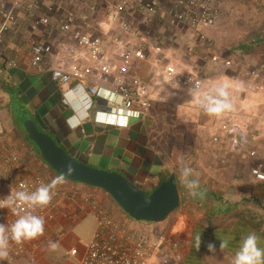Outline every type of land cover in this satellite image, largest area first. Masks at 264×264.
<instances>
[{
	"label": "crops",
	"instance_id": "0c3cea01",
	"mask_svg": "<svg viewBox=\"0 0 264 264\" xmlns=\"http://www.w3.org/2000/svg\"><path fill=\"white\" fill-rule=\"evenodd\" d=\"M1 1L14 12L19 25L15 29H7L8 24L0 19V33L3 35V41L0 42V121L4 130L0 137V157L4 153H15L20 163L14 170L19 174L26 177L40 175L50 182L59 178L62 181L59 184L79 198L77 202L65 201L59 205L55 223L45 228L44 234L36 241L27 245L25 253L17 257V264H31V258H35V264H68L64 256L68 234L92 219V233L80 248L84 252L97 226L90 203L88 200L84 202V198L96 200L106 212L112 211L115 219L127 221L132 228L156 230L159 225H166L169 219L157 224L135 221L104 190L59 176L44 162L35 145L28 141L13 109V100L17 99L26 118L33 119L41 129H44L42 122L45 123L58 145L77 160L98 169L122 174L145 193L150 194L175 174V163L159 150L145 113L141 119L130 120L127 126L98 124L94 118L97 98L92 99L90 110L85 105L86 98L82 90L79 92L71 87L60 89L51 81L50 68L60 66L68 69L71 63L68 55L55 53L60 42H73L60 33L59 18L71 11L78 17L77 29H82L85 26L80 18L89 13L87 6L64 2L52 18L49 28L34 32L30 24L36 17L45 14L46 4L30 14L24 8L14 10L11 0ZM119 2L89 0V4L97 5L99 13L96 15L98 19L93 22L96 24L94 29H99L98 25L107 20ZM213 2L220 11L214 28L172 26L162 9L158 15L147 18L129 8L121 10V13L122 20L129 24L132 34L123 32L120 25L112 30L114 37L124 36L132 44L147 40L149 60L131 63L125 79L134 88L146 86L148 91L151 90L149 96L153 108L174 106L182 115H186L190 109L199 111V96L179 85L164 82L159 74L160 66L156 63L159 57L155 61L150 60L152 56L155 58L154 47L159 44L178 41L176 47L168 45L176 52L184 50L183 44H188L192 49L190 56L177 54V61L181 67L188 69L182 73L201 76L205 80L206 90L211 91L221 82L231 85L232 111L220 117L206 113L200 114V118L197 115L190 116L194 126L196 124L199 132H203L201 138L196 139L203 148L194 152V172L198 174L203 194L189 196L181 175L176 176L183 197L180 215L173 225L168 226V232L173 229L178 232L177 239L184 248L183 260L177 262L172 259L169 264H231L240 239L249 232L258 235L260 247L264 248V198L263 202L261 200L264 188L263 184L253 182L249 170V165L251 168L262 160V155L260 152L257 159L249 158L246 151L233 148L230 138V130L237 128L250 141L256 142H252L253 146L260 151L264 148V93L257 95L245 91L246 83L253 82L249 78L250 71L264 61V5L259 0ZM49 36H52L51 39ZM203 38L212 39V46L202 41ZM161 39L163 41L160 42ZM43 43H51L55 54L44 56L40 67L34 68L31 65L32 47ZM104 52L102 63L109 60L117 68L122 65L117 47L106 46ZM202 54L219 55L223 60H230L232 67L227 69L223 64L206 63L200 59ZM14 55L19 59L18 69L7 70L5 62ZM80 65L98 68L97 62L89 58L81 60ZM116 73L114 70L113 77ZM103 87L115 89L112 82ZM215 136L220 138L221 144L213 143ZM214 152L219 154L220 160L212 159L211 154ZM245 167L248 173L244 172ZM245 180L250 187L247 191L242 186ZM6 192L7 189L0 186V193ZM76 215H79L78 219L73 221L71 217ZM57 230L64 235L57 242L60 247L52 251L49 242ZM220 240H227L228 248L221 250ZM210 244L215 246L214 251L209 250ZM152 264H164L162 257L155 258Z\"/></svg>",
	"mask_w": 264,
	"mask_h": 264
},
{
	"label": "built area",
	"instance_id": "2783aa9c",
	"mask_svg": "<svg viewBox=\"0 0 264 264\" xmlns=\"http://www.w3.org/2000/svg\"><path fill=\"white\" fill-rule=\"evenodd\" d=\"M259 1L264 5V0ZM64 2L87 6L89 13L82 15L80 18L83 26H85L82 29H77L78 17L71 11H67L62 18H59L60 33L68 36L71 39L70 41L73 42L70 43L69 40L60 42L55 53L68 55L71 63L68 69L60 66L50 68L51 81L60 89L71 87L72 90H79V92L82 90L86 98L84 100L85 105L88 107L93 105L92 99L97 98L95 121L98 124H112L114 126H127L130 120L141 119L151 103L150 94L146 87L134 88L128 85L125 79L131 63L146 61L148 44L147 40L132 44L124 36L114 37L112 35L113 28L118 25H120L123 32L128 35L132 34L129 24L122 20L121 10L133 8L148 18L158 15L162 9L170 25L191 29L214 28L220 16V11L213 0H120V5L114 7L115 9L109 14L107 20L103 21L99 29L96 30L94 29L96 24L94 25L93 22L98 19L96 16L99 14L98 8L96 4H89V0H11L14 10L24 8L30 14L41 7L42 4H46L45 14L36 17L30 24L31 30L34 32L47 30L52 18L55 17ZM0 19L8 24L7 29H15L19 25L14 12L8 9L2 1L0 2ZM49 37L51 39L52 36ZM2 41L3 35L0 33V42ZM203 41L209 46L213 44V41L209 38H203ZM111 43L120 51L123 61L118 68L109 60L102 63L105 59V48ZM32 51L31 65L34 68L40 67L44 56L55 54V49L51 43L35 44ZM154 52L161 55L163 50L160 46H155ZM88 58L95 60L98 68L91 65H80L81 60ZM18 60L17 55L7 60L5 62L6 69H18ZM204 62L223 64L227 69L232 67L230 60H223L219 55L206 56ZM114 70L117 71L115 77H113ZM159 74L164 82L174 83L193 93L197 89L202 92H209L205 89V80L199 75L177 72L172 68L159 70ZM249 78L253 82L246 83L245 91L257 95L263 94L264 61L257 68L250 71ZM110 82L114 84V90L103 87ZM197 109L201 114L205 113L200 106V98L198 99ZM3 132L0 121V137ZM230 138L234 149L246 151L248 157L253 160L257 159L261 152L262 160L250 168V177L255 184H264V148L260 151L258 147L253 146V143L256 144V142L250 141L237 128L230 130ZM213 143L221 144L220 138L213 137ZM211 157L215 161L220 160L219 154L215 152L211 154ZM19 163V157L12 152L4 153L0 157V186L7 189L6 193H0V224H11L18 214L31 212L34 215L43 217L45 228H47L55 223L60 204L65 201L74 202L75 200L77 202L79 198L76 195H71L62 185L57 184L53 188L54 196L49 205L35 209L19 206L16 209V214H14L9 207L4 206V201L11 192L19 190L31 192L41 184L51 183L40 175L26 177L19 174L14 170V167ZM87 200L90 203L97 226L85 251L82 253L80 264H152L155 258L160 257H162L164 264H169L172 259L177 262L183 260L184 245L177 239L178 232L174 229L164 233L132 228L127 221H120L109 215L98 205L96 200L92 198L83 199L84 202ZM78 216L71 218L76 221ZM63 235L62 231L57 230L54 232L51 242H59ZM37 239L26 241L21 245L10 242L9 260L5 264H17V257L24 254L27 245ZM77 253V249L71 250L72 255ZM30 263L35 264V258H31Z\"/></svg>",
	"mask_w": 264,
	"mask_h": 264
},
{
	"label": "water",
	"instance_id": "95a60500",
	"mask_svg": "<svg viewBox=\"0 0 264 264\" xmlns=\"http://www.w3.org/2000/svg\"><path fill=\"white\" fill-rule=\"evenodd\" d=\"M13 109L27 137L54 172L71 182L104 190L133 220L162 223L180 208L181 194L175 174L147 194L122 174L98 169L77 160L59 146L52 135L40 130L33 119L26 118L17 99L13 100Z\"/></svg>",
	"mask_w": 264,
	"mask_h": 264
},
{
	"label": "clouds",
	"instance_id": "9594fccd",
	"mask_svg": "<svg viewBox=\"0 0 264 264\" xmlns=\"http://www.w3.org/2000/svg\"><path fill=\"white\" fill-rule=\"evenodd\" d=\"M230 87L231 85L228 82H221L209 92H202L197 89L193 94L199 96L200 106L206 114L220 117L233 110L229 92ZM176 160L180 165L181 181L188 195L191 197L201 196L203 193L200 191L198 174L184 162L182 155H177ZM61 182L59 178H56L49 184H41L31 192L25 190L11 192L4 201V206L9 207L14 214H16V209L19 206L27 209L46 207L54 196L53 188ZM44 231V218L31 212L18 214L11 224H0V264H5L9 260L10 242L21 245L26 241L42 236ZM220 241L221 250L228 248L229 242L227 240ZM199 245L200 242L197 247ZM59 247L60 245L57 242H49L50 250L55 251ZM208 247L210 251L215 250L214 245L210 244ZM231 264H264V248L260 247L259 237L255 232H249L242 236Z\"/></svg>",
	"mask_w": 264,
	"mask_h": 264
},
{
	"label": "rangeland",
	"instance_id": "374dc122",
	"mask_svg": "<svg viewBox=\"0 0 264 264\" xmlns=\"http://www.w3.org/2000/svg\"><path fill=\"white\" fill-rule=\"evenodd\" d=\"M103 19H106V17ZM175 40H177V38ZM161 41H163V39H161L160 42ZM172 44L175 45L173 47L179 45L178 41L169 44H159L163 50L162 54L164 55L162 54L160 55L154 52L155 58H153L152 56L150 60L155 61L156 57H159V59L156 60V63H158V65L160 66L159 67L160 69L158 68L159 70H163L165 68H172L177 72H181V73L187 72L188 69L181 67L182 65H180L179 62L177 61V54H181V55L185 54L187 56H190L192 49L188 47V44H183L184 50L180 49L178 52H176V50L172 51L171 47L168 46V45L172 46ZM109 46H114V45L111 43ZM201 56L200 59L204 61V57H206V55H203L202 57ZM207 57L209 56L207 55ZM147 60H149L148 57L146 61ZM168 86L170 87L171 85ZM149 94H151L150 89H149ZM89 109L91 110L92 107H90ZM157 110L158 113L156 114V117H154V115L152 114H149V116L147 117V121L151 125V134L153 135V137H155L157 145L159 146V148L160 147L163 149L166 148V150L164 149V151L167 152H169L170 149L168 150V148L170 146L173 147V150L179 153V155H182L183 158H185V160L186 158H189L187 164L190 167H192L194 170L195 169L194 152L195 150L199 151L201 148H203L202 146L198 145L199 142L196 139L201 138L203 132H199V130L195 127L197 126L196 124L194 126V123L191 121L190 116L197 115L196 117L200 118V116L202 117V115H200L201 113L197 110L192 111L190 109V111H187L188 113L186 115H182L181 113H179L177 107L174 108V106L165 107V108L161 106L160 108H157ZM186 116H188L189 119ZM249 170H250V165H249ZM244 172L248 173V169H246V167ZM246 182L247 180H245L242 183L243 184L242 186L243 189L247 191V188L250 187H248V184ZM261 197H262L261 200L263 202L264 197L262 195ZM107 212L109 213V215L113 217L114 213L112 211L107 210ZM179 215L180 213L178 209L168 217L169 220L167 219L168 223L166 225H161V226L159 225V227H156L158 229L154 231L164 232V233L168 232V226L173 225ZM92 221H93L92 219L85 221L84 224L76 227L73 232L68 234L67 237L68 240L65 243L68 246H66L65 255H64L68 261V264H80L81 256L83 253V250H81L80 248L81 246H84V243L87 241V239H89L90 234L92 233L93 230ZM153 224H157V223H153ZM72 249H77L78 253L76 255H72L71 254Z\"/></svg>",
	"mask_w": 264,
	"mask_h": 264
},
{
	"label": "trees",
	"instance_id": "16d2710c",
	"mask_svg": "<svg viewBox=\"0 0 264 264\" xmlns=\"http://www.w3.org/2000/svg\"><path fill=\"white\" fill-rule=\"evenodd\" d=\"M158 110H157V107H154L153 108V105L152 104H150V107H149V109L145 112V117H146V119H147V117L149 116V114H152V115H154V117H156V114L158 113L157 112ZM19 124V123H18ZM38 126V125H37ZM42 126L44 127V129L42 128H40V126H38V128L40 129V130H42L43 132H45V133H49L48 132V129H47V125L45 124V123H43L42 122ZM21 127L23 128V125H21ZM23 130H24V128H23ZM156 133H158V132H156ZM50 134V133H49ZM28 141L31 143V144H33L32 143V141L28 138ZM173 143V142H172ZM171 145V144H170ZM37 149V148H36ZM165 150H166V148H164ZM164 149L163 148H159V150L162 152V154L164 155V156H166L167 158H170L174 163H175V175L177 176L178 175V177L181 175L180 174V165H178V163H177V160H176V157H177V155H179V153H177L175 150H173V147H169L168 148V150H169V152H167V151H164ZM38 150V149H37ZM39 152V151H38ZM184 159V162L187 164V161L189 160V158H186V160H185V158H183ZM124 176V175H123ZM171 177V176H170ZM127 178V177H126ZM130 182H131V180L129 179V178H127ZM262 187L264 188V186L262 185ZM148 194V193H147Z\"/></svg>",
	"mask_w": 264,
	"mask_h": 264
}]
</instances>
